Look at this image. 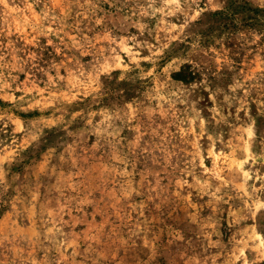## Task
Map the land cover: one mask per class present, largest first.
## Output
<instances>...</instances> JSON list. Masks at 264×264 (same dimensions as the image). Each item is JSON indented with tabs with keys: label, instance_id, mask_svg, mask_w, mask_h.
Wrapping results in <instances>:
<instances>
[{
	"label": "rangeland",
	"instance_id": "rangeland-1",
	"mask_svg": "<svg viewBox=\"0 0 264 264\" xmlns=\"http://www.w3.org/2000/svg\"><path fill=\"white\" fill-rule=\"evenodd\" d=\"M244 1L0 0V264H264Z\"/></svg>",
	"mask_w": 264,
	"mask_h": 264
},
{
	"label": "trees",
	"instance_id": "trees-1",
	"mask_svg": "<svg viewBox=\"0 0 264 264\" xmlns=\"http://www.w3.org/2000/svg\"><path fill=\"white\" fill-rule=\"evenodd\" d=\"M241 1H243V3H244V5L243 6H239L238 8H241V9H244V8H246L245 6H247V3L244 1V0H241ZM228 12H229V10H227V11H221V12H218V13H215L214 14V16L216 17V16H219V17H227V14H228ZM175 77H177V78H182V73H178V74H176V76ZM8 104H6L5 102H3L2 100H0V106H7ZM21 115H23L24 116V114H21Z\"/></svg>",
	"mask_w": 264,
	"mask_h": 264
}]
</instances>
